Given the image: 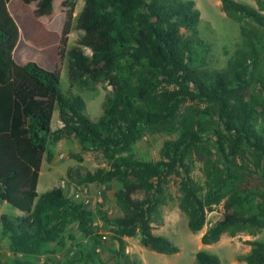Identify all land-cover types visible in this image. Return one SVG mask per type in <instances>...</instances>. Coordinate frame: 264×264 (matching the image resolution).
Here are the masks:
<instances>
[{
	"label": "trees",
	"instance_id": "trees-1",
	"mask_svg": "<svg viewBox=\"0 0 264 264\" xmlns=\"http://www.w3.org/2000/svg\"><path fill=\"white\" fill-rule=\"evenodd\" d=\"M84 1L76 16L83 34L72 48L77 0L65 1L59 56L68 57L71 88L95 89L102 82L112 87L98 120L87 113L81 94L63 92L60 68L16 61L20 28L8 8L10 0H0V200L21 212L0 217V236L8 239L14 255L0 264H60L30 257L45 253L73 222L84 234H94L93 212L61 186L38 192L44 158L52 157L49 144L70 136L84 150H101L109 163L86 171L83 182L122 183L115 197L123 215L110 219L102 213L119 242L118 264H142L121 254L128 237L139 236L144 247L158 253L181 251L169 237L154 232L164 223L166 186L174 174L182 176L180 208L192 232L201 231L207 212L224 201V218L203 234V244L218 242L226 232L256 236L264 230V14L249 4L221 0L223 10L241 22L243 46L219 69L207 65L210 45L200 36L195 0ZM258 2L264 10V0ZM12 6L26 37L34 16L27 10L24 18L20 0H12ZM56 110L63 126L54 130ZM155 132L176 138L165 141L160 160L137 157L136 142ZM206 149L215 159L206 160L202 184L191 174L192 157L205 156ZM248 243L251 249L240 261L264 264V239ZM197 261L222 264L208 250H200Z\"/></svg>",
	"mask_w": 264,
	"mask_h": 264
},
{
	"label": "rangeland",
	"instance_id": "rangeland-1",
	"mask_svg": "<svg viewBox=\"0 0 264 264\" xmlns=\"http://www.w3.org/2000/svg\"><path fill=\"white\" fill-rule=\"evenodd\" d=\"M65 1L37 0L28 4L23 2L32 8V15L36 21L29 19L27 22L30 26L28 28H31L28 32L30 37L27 44L29 46H25L22 52L27 56L26 60H33L47 69L60 68L63 92L71 91L75 94H81L87 102V113L93 120H98L103 113V102L107 94L112 91V87L106 82H102L95 89L71 88L68 57H57L59 47L57 41L60 40L67 20L68 7L65 6ZM236 1L249 4L264 14L258 0ZM84 2V0H77L78 5L76 4L72 19V31L69 36V48L75 46L83 34V30L77 27L76 16L82 10ZM195 2L201 11L200 36L210 45V52L206 56L207 65L221 69L243 46L241 22L230 17L223 10L221 0H195ZM23 13L24 18H26L27 10H24ZM20 15L22 16V9ZM37 20H42L45 24L37 22ZM16 22L18 23L17 20ZM32 38L34 39L33 42H31ZM85 50L86 53L91 54L89 48H85ZM62 126L63 122L60 120L59 110H56L53 118V129L56 130ZM174 138H176L175 134L165 132L147 133L134 145V153L142 159L160 160V151L165 141ZM49 151L52 153V157L49 158L46 155L44 158L38 185L39 194H43L55 186H61L68 197L82 203L86 209L93 212L91 225L94 234L90 236L84 234L78 223L73 222L61 238L46 246L45 253L32 256L30 259L35 262H43L49 257L60 264H118L119 242L114 236L112 226L103 221L102 213H106L110 219L123 215L115 197V192L122 187V183L118 180L107 184L83 182V174L86 171L94 172L99 168L109 166L104 153L97 149L84 150L74 136L63 138L56 143L51 142ZM205 152V156H199L195 153L192 157L194 162H192L191 174L196 181L202 184L205 180L203 167L206 160L211 157L215 159L212 151L206 149ZM217 162L219 161L217 160ZM181 179L182 176L177 174L169 177L166 186L167 203L162 207L164 223L156 226L154 230L156 234L169 237L179 245L181 251L176 254L158 253L144 247L140 237L135 236L126 238V249L121 251V254L128 255L132 260H139L142 264H198L197 253L200 250H208L217 254L222 264H243L240 261V256L248 253L251 249L248 241L256 238L264 239V230L256 236H251L248 232H240L232 236L226 232L218 242L203 244L201 241L203 234L224 218V201L207 212V222L201 231L192 232L188 225V216L180 208ZM256 181L260 182V177ZM78 192L82 193L81 198H76L75 194ZM137 196H142V194ZM87 198L88 201H86ZM2 214L17 216L21 215V212L9 203L0 200V217ZM96 235L100 236L99 241ZM20 257L28 258L23 255ZM12 258L14 255L9 250L8 239L0 236V259L8 261ZM121 264L126 263L122 260Z\"/></svg>",
	"mask_w": 264,
	"mask_h": 264
},
{
	"label": "crops",
	"instance_id": "crops-1",
	"mask_svg": "<svg viewBox=\"0 0 264 264\" xmlns=\"http://www.w3.org/2000/svg\"><path fill=\"white\" fill-rule=\"evenodd\" d=\"M20 2L22 3V5L24 6V8L26 9V10H28V11H31L32 12V8H30L29 6H26L24 3V1L23 0H20ZM24 2V3H23ZM35 2V1H34ZM31 3V2H30ZM85 3V2H84ZM83 3V4H84ZM19 4V3H18ZM26 4H28V3H26ZM78 5V4H77ZM8 8H9V10H10V12H11V14H13L14 15V17L16 18V16H15V12H16V10H15V7L14 6H12V0H10V2H9V4H8ZM81 11V10H80ZM79 11V12H80ZM12 15V16H13ZM14 18V19H15ZM16 20H17V18H16ZM18 21V20H17ZM19 23V22H18ZM17 23V24H18ZM20 25V24H19ZM18 25V26H19ZM20 28H21V26H20ZM21 33V36H20V41H19V43H18V45H17V47H16V49H15V51H14V57H15V59H16V61L18 62V63H20V64H23V63H26V62H28L29 60H26V58H27V56L22 52V50H24L25 49V46H29L28 44H27V41H29V37L30 36H26V37H24L23 36V34H22V32H20ZM61 35H62V33H61ZM60 40H61V36H60ZM60 40H58L57 41V46H59L58 47V52H57V57L59 56V50H60ZM34 41V39L32 38V40H31V42H33ZM59 43V44H58ZM18 56V57H17ZM54 56V55H53ZM52 56V58H54ZM56 67V66H55ZM43 163H44V161H43ZM43 166V165H42ZM41 173H42V171H41ZM3 202H5V201H3Z\"/></svg>",
	"mask_w": 264,
	"mask_h": 264
},
{
	"label": "built area",
	"instance_id": "built-area-1",
	"mask_svg": "<svg viewBox=\"0 0 264 264\" xmlns=\"http://www.w3.org/2000/svg\"><path fill=\"white\" fill-rule=\"evenodd\" d=\"M81 195H82L81 192H78V193L75 194L76 198H81ZM86 201H88V198L86 199Z\"/></svg>",
	"mask_w": 264,
	"mask_h": 264
}]
</instances>
